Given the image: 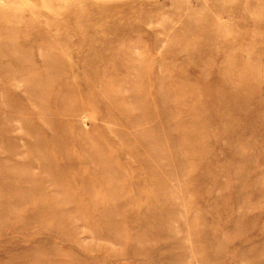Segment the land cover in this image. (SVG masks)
Masks as SVG:
<instances>
[{
    "label": "rangeland",
    "instance_id": "374dc122",
    "mask_svg": "<svg viewBox=\"0 0 264 264\" xmlns=\"http://www.w3.org/2000/svg\"><path fill=\"white\" fill-rule=\"evenodd\" d=\"M0 264H264V0H0Z\"/></svg>",
    "mask_w": 264,
    "mask_h": 264
}]
</instances>
